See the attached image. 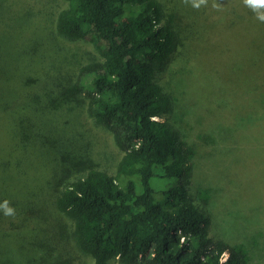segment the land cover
Masks as SVG:
<instances>
[{"label":"trees","instance_id":"16d2710c","mask_svg":"<svg viewBox=\"0 0 264 264\" xmlns=\"http://www.w3.org/2000/svg\"><path fill=\"white\" fill-rule=\"evenodd\" d=\"M65 1L56 33L89 42L100 59L82 65L62 92L84 97L88 115L122 152L114 175L91 167L56 195L55 208L71 221L76 247L92 264H252L251 248L264 254L260 155L248 166L259 173L241 180L225 168L216 184L196 182L197 198L190 185L196 165L211 155L198 140L215 142L229 125L214 115L215 101L234 105L236 119L247 120L248 133L264 145V22L244 0H207L199 8L192 0ZM221 41L232 45L218 49ZM11 55L0 53V79L11 84L14 97L20 81ZM243 59L251 69L239 68ZM157 74L173 76L172 85L179 77L184 87L190 109L180 105L178 126L154 119L176 117L173 102L180 101ZM230 211L244 221L230 222ZM251 236L250 248L245 239Z\"/></svg>","mask_w":264,"mask_h":264},{"label":"rangeland","instance_id":"374dc122","mask_svg":"<svg viewBox=\"0 0 264 264\" xmlns=\"http://www.w3.org/2000/svg\"><path fill=\"white\" fill-rule=\"evenodd\" d=\"M65 7V0H0V53L12 54L7 60L16 65L20 81L13 97L11 84L0 79V204L7 200L15 210L14 216H6L0 209V264H92L93 259L74 244L72 223L55 208L54 200L68 180L91 167L114 175L122 156L110 132L88 115L86 99L68 98L62 92L82 65L100 59L89 42L68 40L56 33V16ZM231 45L221 41L218 49ZM246 47L249 54L254 43ZM208 54L218 59L221 56L218 52ZM248 63L241 60L239 68L251 69ZM263 74L261 65V77ZM172 77L157 74L156 78L172 96L179 97L180 101L173 102L177 115L154 119H168L178 126L175 120L180 105L183 109L186 106L185 110L190 108L182 100L184 87L178 85L179 77L173 78V85ZM236 88L239 95L241 88ZM213 108L214 115L229 125L221 138L212 136L217 138L215 142L198 140L206 144L205 151L211 155L194 169L195 179L192 176L190 185L194 198L196 182L216 184L218 174L222 175L225 168L234 169L242 180L252 170L259 173L248 169L253 158L257 162L258 155L264 168V145L248 133L247 120L236 119L238 109L228 101H215ZM215 116L207 119L215 120ZM216 206L212 204L208 210L213 214ZM229 217L237 225L244 221L236 212ZM252 240L253 236L245 239L250 248ZM251 249L252 264H264L263 251ZM106 264L121 262L111 259Z\"/></svg>","mask_w":264,"mask_h":264},{"label":"clouds","instance_id":"9594fccd","mask_svg":"<svg viewBox=\"0 0 264 264\" xmlns=\"http://www.w3.org/2000/svg\"><path fill=\"white\" fill-rule=\"evenodd\" d=\"M206 3L207 0H192V6L195 8H199L202 4ZM244 4L255 12L258 20L264 22V0H244ZM213 7H217V5L214 4ZM0 209H3L4 215L6 216L15 215L14 208L9 206V202L7 200L0 204ZM223 258L227 259V253H225Z\"/></svg>","mask_w":264,"mask_h":264}]
</instances>
